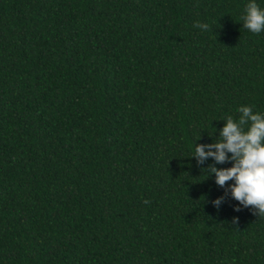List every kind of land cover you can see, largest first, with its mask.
<instances>
[{
	"label": "trees",
	"instance_id": "1",
	"mask_svg": "<svg viewBox=\"0 0 264 264\" xmlns=\"http://www.w3.org/2000/svg\"><path fill=\"white\" fill-rule=\"evenodd\" d=\"M247 2L0 0V264H264L189 156L264 111Z\"/></svg>",
	"mask_w": 264,
	"mask_h": 264
},
{
	"label": "clouds",
	"instance_id": "2",
	"mask_svg": "<svg viewBox=\"0 0 264 264\" xmlns=\"http://www.w3.org/2000/svg\"><path fill=\"white\" fill-rule=\"evenodd\" d=\"M264 3V0H261ZM243 26L250 32L264 31V7L257 0H248L241 16ZM201 30H207V23L195 22ZM240 115L231 114L224 119L216 140L210 143L192 144V154L205 178L214 174L216 185L224 188L237 202L233 210L249 208L255 215L264 214V111H254L252 105L238 106ZM199 139V135L198 138ZM196 140V139H195ZM212 158L216 164L230 161L228 167L204 166ZM204 178V179H205ZM227 181H231L226 185ZM223 196L215 197L211 203L219 208ZM237 217H233L235 221Z\"/></svg>",
	"mask_w": 264,
	"mask_h": 264
}]
</instances>
